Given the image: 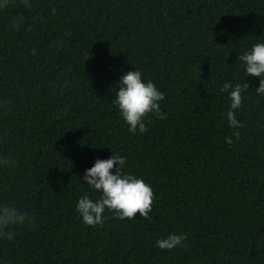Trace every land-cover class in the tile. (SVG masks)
<instances>
[{
    "label": "trees",
    "instance_id": "16d2710c",
    "mask_svg": "<svg viewBox=\"0 0 264 264\" xmlns=\"http://www.w3.org/2000/svg\"><path fill=\"white\" fill-rule=\"evenodd\" d=\"M260 40L264 0H3L0 201L32 222L0 239V264H264V96L238 60ZM133 68L167 114L135 133L112 103ZM245 80L237 138L219 88ZM112 151L151 185L150 219L86 225L75 202L99 193L80 177ZM169 233L183 246L156 247Z\"/></svg>",
    "mask_w": 264,
    "mask_h": 264
},
{
    "label": "clouds",
    "instance_id": "9594fccd",
    "mask_svg": "<svg viewBox=\"0 0 264 264\" xmlns=\"http://www.w3.org/2000/svg\"><path fill=\"white\" fill-rule=\"evenodd\" d=\"M27 3V0H25ZM3 0H0V7ZM52 12L55 9H51ZM19 23V21H14ZM245 77L251 75L258 80L254 88L257 95L264 96V40L257 41L245 48L238 55ZM116 91L112 99L119 116L128 127V131L144 132L146 130L145 118L148 114L158 119H165L166 113L161 110L160 102L164 93L151 80L142 78L139 69L133 68L122 71L116 80ZM249 88L248 82L242 85L224 81L220 86V93H226L230 101L228 108L222 113L232 135L239 138L237 129L242 122L237 118V111L241 108L242 92ZM225 142L232 144L230 136H225ZM126 158L112 151L107 158H97L90 167H87L80 179L86 183L99 197L93 199L88 192L80 195L75 202V211L86 225H99L107 218L104 213L107 209L119 218H134L138 212L140 217L150 219L152 210L153 191L142 177L130 172L122 171ZM15 163L6 157H0V166ZM112 170V171H110ZM32 222L31 215L19 210L12 202L0 201V239L11 240L14 229ZM186 237L183 233H169L159 237L155 246L160 249L172 250L182 247Z\"/></svg>",
    "mask_w": 264,
    "mask_h": 264
}]
</instances>
